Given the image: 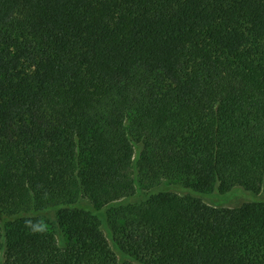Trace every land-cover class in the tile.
<instances>
[{
    "label": "trees",
    "instance_id": "16d2710c",
    "mask_svg": "<svg viewBox=\"0 0 264 264\" xmlns=\"http://www.w3.org/2000/svg\"><path fill=\"white\" fill-rule=\"evenodd\" d=\"M164 180L264 194V0H0V261L264 264V201Z\"/></svg>",
    "mask_w": 264,
    "mask_h": 264
},
{
    "label": "rangeland",
    "instance_id": "374dc122",
    "mask_svg": "<svg viewBox=\"0 0 264 264\" xmlns=\"http://www.w3.org/2000/svg\"><path fill=\"white\" fill-rule=\"evenodd\" d=\"M164 190L175 192L184 197H188V196L195 194L199 196L200 198H202L206 203L220 205V206H240L246 202L264 201L263 193L257 194L251 191H247L246 189L242 187H236L235 189H233L231 192L227 194H222L218 191L211 193V194H197L185 188L184 185H182L181 183L172 182L168 180H164L163 182L155 186L146 187L142 189L141 192L138 193L136 197L132 199V201L135 200L138 203L145 202L151 194L158 192V191H164ZM81 202L86 205L91 204V202L86 198L82 199ZM43 216H44L43 218H45L44 220H46L47 223L52 225L53 228L55 229L58 228L57 221H56L58 218L57 211H52L49 214H44ZM103 229L105 233L107 234L109 242L111 246L113 247V250L115 251V253L118 255L120 261L137 262V259L135 256L131 255L128 252H124L123 250H121V248L117 247L116 242L113 241L112 239L113 233L111 232V230L109 231V229L105 226H103ZM0 264H4V254H2L1 256Z\"/></svg>",
    "mask_w": 264,
    "mask_h": 264
}]
</instances>
